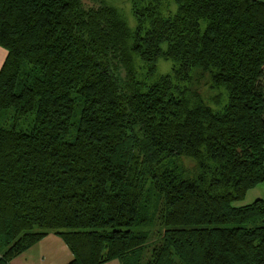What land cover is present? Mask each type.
I'll use <instances>...</instances> for the list:
<instances>
[{"label": "trees", "instance_id": "1", "mask_svg": "<svg viewBox=\"0 0 264 264\" xmlns=\"http://www.w3.org/2000/svg\"><path fill=\"white\" fill-rule=\"evenodd\" d=\"M107 1L0 0V264H264V0Z\"/></svg>", "mask_w": 264, "mask_h": 264}, {"label": "rangeland", "instance_id": "2", "mask_svg": "<svg viewBox=\"0 0 264 264\" xmlns=\"http://www.w3.org/2000/svg\"><path fill=\"white\" fill-rule=\"evenodd\" d=\"M88 3L95 2V0H87ZM109 4H112L117 10H119L122 15L125 16L126 20L128 21L129 26H133L135 24L134 21V16L132 14V3L131 0H108L107 1ZM165 6L163 9V14L164 15H171L175 11V6L173 2L170 1H165L164 5ZM138 66L140 67V77L142 81L145 82L146 78V70L143 69V66L140 62H138ZM157 74L163 75L167 74L168 72L171 71V63L170 62H164V61H159L157 65ZM196 90L199 91L200 95L203 96L204 100L206 103L213 109H216V106L214 104L215 100L213 98H218L222 101H224V92L222 90H209L208 86L204 84V81H202L200 84L196 86ZM183 164L184 167L187 169H190L193 167V161L189 159H183ZM259 197L258 199H263L264 200V182L261 183L260 185L254 187L249 191L246 196L238 203H236V206L240 205H248L251 204V202L255 201L256 198Z\"/></svg>", "mask_w": 264, "mask_h": 264}, {"label": "crops", "instance_id": "3", "mask_svg": "<svg viewBox=\"0 0 264 264\" xmlns=\"http://www.w3.org/2000/svg\"><path fill=\"white\" fill-rule=\"evenodd\" d=\"M5 56V52L0 48V67ZM71 260L72 254L65 242L51 234L13 259L10 264H68ZM104 264H122V262L110 260Z\"/></svg>", "mask_w": 264, "mask_h": 264}]
</instances>
